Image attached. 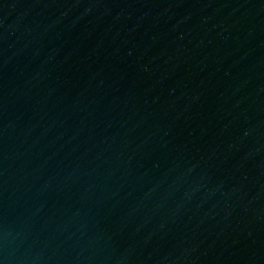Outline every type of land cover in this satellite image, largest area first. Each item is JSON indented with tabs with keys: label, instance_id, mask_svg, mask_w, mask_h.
I'll use <instances>...</instances> for the list:
<instances>
[{
	"label": "water",
	"instance_id": "1",
	"mask_svg": "<svg viewBox=\"0 0 264 264\" xmlns=\"http://www.w3.org/2000/svg\"><path fill=\"white\" fill-rule=\"evenodd\" d=\"M0 264H264V0H0Z\"/></svg>",
	"mask_w": 264,
	"mask_h": 264
}]
</instances>
